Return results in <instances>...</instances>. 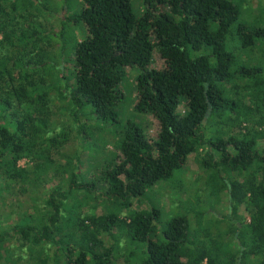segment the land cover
Masks as SVG:
<instances>
[{
    "label": "trees",
    "instance_id": "obj_1",
    "mask_svg": "<svg viewBox=\"0 0 264 264\" xmlns=\"http://www.w3.org/2000/svg\"><path fill=\"white\" fill-rule=\"evenodd\" d=\"M81 2L64 18L58 11L65 6L0 0V111L7 121L0 125V177L21 192L36 186L37 170L69 140L51 122L57 109L69 127L76 123L82 143H91L89 161L99 175L87 179L81 161L69 159L60 183L42 190L43 207L0 224V253L29 248L35 264H264V15L258 25L241 22V0ZM52 15L59 26L50 31L44 22ZM70 22L87 31L75 43L73 82L62 66ZM156 50L164 69L151 67ZM134 67L133 110L158 120L154 142L137 121L119 119L122 82ZM114 138L121 154L97 157ZM193 154L204 173L222 180L226 215L206 220L208 212L188 199V209L163 222L158 206L134 205L174 176L182 187L179 171ZM23 158L33 167L22 166ZM97 205L100 214L91 211Z\"/></svg>",
    "mask_w": 264,
    "mask_h": 264
},
{
    "label": "rangeland",
    "instance_id": "obj_2",
    "mask_svg": "<svg viewBox=\"0 0 264 264\" xmlns=\"http://www.w3.org/2000/svg\"><path fill=\"white\" fill-rule=\"evenodd\" d=\"M45 4H48L51 9H55L58 7L65 6V8L60 9L58 12L60 16L66 17L69 13L78 11L83 8V4L81 0H41ZM244 1L243 13L240 17L241 22H245L250 25L253 23L259 22L262 14L264 15V0H241ZM139 3L136 1V4ZM243 4V3H242ZM138 9V7H136ZM70 11V12H69ZM56 18L54 15L49 17L45 23L49 27V30L52 31L58 29L59 23L55 21ZM68 30L66 32V47H65V59L62 60V66H64V73L68 77L70 82L74 81V51H75V43L80 41L83 36L86 34V27L83 24H77L74 22H70L68 24ZM50 30V31H51ZM50 40L51 36L48 37ZM54 42V41H53ZM54 46L55 52L59 51V44H52ZM53 50V49H52ZM166 63L164 59L161 57L160 53L156 50L153 55V61L151 67L154 69H164ZM57 70L52 69V81H56V72ZM139 74V70L137 68H128L127 74L122 82L123 89L125 92V99L119 106V119L121 124L127 121V119H133L140 123L146 130L147 136L150 141L154 142L157 139L159 124L158 120L153 117L151 114H142L135 112L133 107L137 101V90H136V77ZM54 98L58 99L59 95ZM186 110L185 104H182L179 107V113L184 114ZM85 112H81V119L85 120L83 115ZM68 120L66 112L61 110H56V114L52 117V124L55 126L57 134L62 132H69V140L66 145L63 146L62 151L60 153L53 152L54 160H51V163H45V165L38 169L35 175V183L36 186L34 188H30L28 191L21 192L19 186L14 187L12 182H8L3 180L0 177V224L7 225L10 221H17V218L22 213L34 214L35 206L43 207L44 206V192L46 188H50L53 185L60 183L63 174L65 172V168L63 165L70 159L73 163H79L81 161V171H83L87 175V179H97L99 175L95 172L93 167L90 164V151H91V143L83 142L79 138L78 135V126L74 123L72 126H68ZM88 125L90 127L89 134L93 136V139L96 138V128L95 121L93 116L88 118ZM7 121L3 117L0 111V125H6ZM40 129H42V125H38ZM102 125H100L101 127ZM102 129V128H101ZM103 129H108L109 132H113L115 126L104 125ZM48 136L52 135L47 134ZM112 137L111 135L108 136ZM260 144L264 143L263 139L258 140ZM83 145L84 149L82 150V155L80 157L76 156V151L79 149V144ZM55 151V150H54ZM111 154L113 156L120 155L121 151L119 149V144L117 142V138L114 140L108 141L107 148L105 151H101V149L97 153V157L101 159H105L106 154ZM54 161V162H53ZM53 162V163H52ZM20 164L22 166L32 168L33 161H29L27 158H23L20 160ZM107 167L105 161L103 164L101 162L100 170ZM178 172V171H177ZM203 168L200 166L198 158L196 154H193L189 157L187 166L184 169L179 171V174L183 176V181L185 184L181 187V182H179V178L176 176L162 181L152 188L148 189L145 204L137 205V202H134V205L138 208L148 209L152 205L158 206L162 211V220L163 222H167L172 219V217L180 211H184L190 207V203L186 201L188 199L192 201H198L199 204L198 210L201 213V210H205L208 212L206 215V220L215 221L218 217L222 215H226L228 213V198L227 193L224 191V184L220 179L219 175H214L213 179L211 174L204 173ZM178 175V174H177ZM199 177V178H198ZM206 177V178H205ZM198 178V179H197ZM207 179L209 185H207ZM181 187V188H179ZM207 187V188H206ZM211 189V194H210ZM208 190V191H207ZM220 194V196L216 195ZM148 203V205H147ZM91 211H95L96 213H102V209L100 205L93 206ZM38 217L39 214L35 213ZM242 214L248 215L245 211L242 210ZM197 216L192 217V221H195ZM41 219V216H40ZM27 219L23 220L22 223H27ZM121 245H125V241L122 240ZM16 247V246H15ZM18 247V246H17ZM8 250H4L0 253V264H35L33 258H31V251L29 248L25 251L21 249L14 248V254H10ZM129 253V252H128ZM35 254V252H34ZM22 258H19V257ZM118 262V261H117ZM120 264V261L118 262ZM127 264H135V262H128Z\"/></svg>",
    "mask_w": 264,
    "mask_h": 264
}]
</instances>
